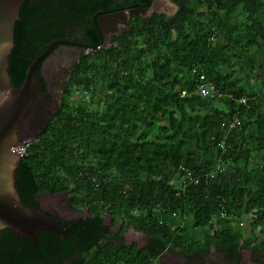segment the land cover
I'll return each mask as SVG.
<instances>
[{"label":"trees","instance_id":"trees-1","mask_svg":"<svg viewBox=\"0 0 264 264\" xmlns=\"http://www.w3.org/2000/svg\"><path fill=\"white\" fill-rule=\"evenodd\" d=\"M149 1L127 0L139 6ZM173 1V16L134 17L110 46L80 58L71 69L67 99L20 159L16 189L24 204L38 207V193H72V202L86 204L91 217L75 222L65 236L39 232L37 241L2 230L0 264H153L168 248L191 256L210 247L225 263L241 264L249 238L213 223L216 215L234 216L233 206L251 215L250 234L260 226L264 233V92L242 78L238 53L264 49V0ZM193 1L212 13L190 32V18L204 15L195 12ZM114 6L115 0H25L8 57L12 82L20 87L33 60L54 41L71 38L69 25L89 26L86 42L98 44L92 14ZM37 72L44 93L40 67ZM206 79L219 97L196 94ZM74 89L106 94L102 111L91 110L93 98L71 105ZM158 118L168 125L145 139ZM235 118L240 125L228 132ZM141 127L144 133L136 136ZM220 161L222 171L215 170ZM177 174L186 177L184 188L172 185ZM158 208L191 218L195 228L207 229L205 239L188 241L186 228L174 227ZM102 210L115 227L121 221L112 239ZM130 227L147 235V245L125 242Z\"/></svg>","mask_w":264,"mask_h":264},{"label":"water","instance_id":"water-1","mask_svg":"<svg viewBox=\"0 0 264 264\" xmlns=\"http://www.w3.org/2000/svg\"><path fill=\"white\" fill-rule=\"evenodd\" d=\"M25 0H0V235L4 229L10 230L17 237H26L32 241L38 240V233L53 231L62 236L71 232L75 224L64 227L58 220L59 216L49 213L42 208L23 203L17 189V168L21 155H25L24 142L36 138L43 129V124L33 126L36 110L48 111L51 104L58 106L55 94L45 91L42 87L37 69L40 67L44 76V65L57 44L85 46L89 49H97L98 44L91 45L76 40L58 39L54 41L42 54L29 65L23 84L17 87L11 80L8 72V57L15 45L14 27L19 19L21 7ZM163 12L167 15L175 12L177 5L169 1L164 2ZM150 16L160 13L157 7L130 10L129 13H139ZM126 22L125 24H127ZM101 37L106 28L97 27ZM120 31L119 26L112 29L108 37H114ZM106 41L103 46L108 47ZM24 137V140L22 138Z\"/></svg>","mask_w":264,"mask_h":264},{"label":"rangeland","instance_id":"rangeland-1","mask_svg":"<svg viewBox=\"0 0 264 264\" xmlns=\"http://www.w3.org/2000/svg\"><path fill=\"white\" fill-rule=\"evenodd\" d=\"M196 13L204 12L202 16H195L190 18V25L189 29L190 32H195L198 29V26L205 25L207 23V15L209 16L212 11H208L207 6L205 4L199 3L197 1H193L191 5ZM170 13L168 15H172ZM122 28H126L123 26ZM68 29L71 32H76V28L70 25ZM248 38H250L251 34H246ZM215 40V39H214ZM142 39H139V43L141 44ZM92 50L87 49L85 50V54L90 53ZM238 53L241 54L240 57V64L242 69L245 73V79H248L252 85L259 90L260 92H264V49L260 50L258 53L246 54L244 52ZM79 57L77 55V49L73 48H60L56 55L51 56L44 65L43 71L44 76L47 80V92H52L55 94V97L58 100V106L55 107L54 104L50 105L48 111H41V108L36 110V114L33 119V126L38 124H45V121L48 119L50 114L54 113L62 104L63 100L67 99L65 89L68 85V81L70 78V73L72 67L77 63ZM244 74V73H243ZM242 74V75H243ZM152 76V73L148 71L146 73V77L149 79ZM100 84L96 85V88H99ZM69 95L70 104H89V101L93 100L91 105V110L101 112L106 104V94L100 97L98 93H92L88 91H81V90H72ZM93 95V96H92ZM216 105L221 109L226 108V106L220 102H217ZM156 125L152 128L149 133L147 134L145 139H152L154 138L158 132L159 127L168 125V122L165 120H160L159 118L156 119ZM144 133V128L141 127L138 131L136 136ZM36 139V138H35ZM35 139H32L35 140ZM189 148L194 150V145L192 143L189 144ZM90 162L93 160L90 159ZM172 185L178 189L184 188L186 185V179L184 176H179V174L175 175L172 180ZM235 215L231 218L227 217L226 215H216L213 217V223L215 229H227L232 228L234 230H239L240 232L245 234V238H249L251 241L249 251L244 252L243 261L244 264H252V263H264V249L260 248L261 243L264 241V233L262 232V227H258L254 234H250V225L249 222L251 221V215L247 214L244 215V212H239L233 206ZM80 209L83 210V207L80 206ZM84 211H72L68 218L79 216V214H83ZM135 214L138 212L135 211ZM156 213L161 215L163 219L168 220L174 227H184L186 228V232L183 236L188 240L191 241L192 239L203 241L206 236V230L203 228H195L193 226V220L188 218L182 214H175V213H168L165 214L162 209L158 208ZM101 214L104 216L107 222L113 223V218L107 215V212L104 210L101 211ZM127 221L125 223L127 224ZM121 221L118 220L116 223H120ZM116 224V227H118ZM114 226V225H113ZM115 227V226H114ZM125 236L127 237L128 243H136L140 247H144L148 243V237L145 233L136 231L134 228L130 227L124 232ZM153 264H226L225 260L222 256L216 253L213 247H210L209 250L201 251L195 253L191 256H187L184 253L180 252L179 250H173L171 248L166 249L161 256H159Z\"/></svg>","mask_w":264,"mask_h":264},{"label":"flooded vegetation","instance_id":"flooded-vegetation-1","mask_svg":"<svg viewBox=\"0 0 264 264\" xmlns=\"http://www.w3.org/2000/svg\"><path fill=\"white\" fill-rule=\"evenodd\" d=\"M165 1H169L171 2V4H175L177 5L173 0H150L147 5H143V6H139L138 3L135 5H131L130 3L127 2V0H115V6L111 7V8H107V9H103L98 11L97 13H93L92 14V18L91 21L93 23V26L97 29L98 25L101 26L103 25L106 28V31H104L103 33V38L105 39L106 36H108L110 34V32L112 31V29H115V25H114V20H116L118 22L117 26H119L120 31L123 30L124 28H122L123 26L127 27L130 23V21L132 20V18L137 17V16H144V14H142L141 12L139 14H130L129 11L130 10H138V9H143V8H148L150 9L152 6L157 7V10H159L160 15H165L167 17L169 16H173L177 11H178V6L175 12H172V15H167L166 13L163 12L164 10V2ZM155 14V13H153ZM153 14H151L150 16H152ZM147 16V17H150ZM126 22H128L127 24H125ZM89 29V26H87L86 30H82V28L80 26L76 27V32H73V36L71 38H64V39H69V40H76L78 42H82V43H88L86 42V37L89 33H87V30ZM98 30V29H97ZM118 32V33H119ZM117 33V34H118ZM116 34V35H117ZM115 37V36H114ZM114 37H108V40H104L102 37L101 40H103L102 45L108 41L109 42V46L111 45V39ZM101 42V41H100ZM90 44V43H88ZM92 45V44H91ZM100 46V47H101ZM73 48V49H77V55L79 57L78 61L80 60V58L85 55V50L89 49L85 46H78V45H63V44H57L52 53L50 54V56L48 57V59L51 56L56 55V52L62 48ZM104 47V46H103ZM107 48V47H104ZM92 50V49H90ZM94 50V49H93ZM47 59V60H48ZM46 60V62H47ZM77 61V62H78ZM46 83V87H47V82ZM46 91V90H45ZM72 193H62V192H58V193H53L51 191L49 192H43V193H38L35 195L36 201H37V208H42L44 210L49 211V213L54 214V212L59 216L58 220L60 221H67L70 220L72 223H70V225L75 224V222L77 221H82L88 217H91V213L89 211V207L85 204L83 205V210L80 209V206H77L74 204V202H72ZM72 211H84L83 214H79V216L76 217H70L68 218V215H70V212ZM104 223L110 226V233L108 234V237H110L112 239V235L111 234H116L120 232V227H114L113 223L111 224V222H107L104 218ZM62 225V224H61ZM69 225V226H70ZM76 225V224H75ZM74 225V226H75ZM63 226V225H62ZM67 226V227H69ZM73 226V227H74ZM65 227V226H64ZM73 229V228H72ZM124 240L127 244H129L127 242V237L124 234ZM140 247V246H139ZM249 247L243 248L241 251V264H244V252L245 251H249ZM71 259H68L67 262H71ZM226 264H233V262H231L230 260H228V262ZM249 264V263H248ZM252 264H258V263H252ZM259 264H264L259 263Z\"/></svg>","mask_w":264,"mask_h":264},{"label":"built area","instance_id":"built-area-1","mask_svg":"<svg viewBox=\"0 0 264 264\" xmlns=\"http://www.w3.org/2000/svg\"><path fill=\"white\" fill-rule=\"evenodd\" d=\"M201 78H204L205 79L204 75H202ZM206 80L203 81L202 83L198 84L197 90H196V94L199 95L202 98H208V97H214V96L215 97H219L220 94H217L215 85L211 81H208V80L206 81ZM239 125H240V119L239 118H235L234 120H232L230 122L228 132L232 128H234L236 126H239ZM31 143H32V140H27V141L24 142L23 146L25 148V154L27 153L28 148L31 145ZM224 144H225L224 142L221 144V148L222 149H224ZM21 156H23V155H21ZM220 163H221V161L217 164L215 170H218L219 169L220 171H222L221 168H223V167H222V165ZM210 174L212 176H214L215 171H213ZM185 179H186V177H185ZM194 181L196 183L199 182V178L194 179Z\"/></svg>","mask_w":264,"mask_h":264},{"label":"bare ground","instance_id":"bare-ground-1","mask_svg":"<svg viewBox=\"0 0 264 264\" xmlns=\"http://www.w3.org/2000/svg\"><path fill=\"white\" fill-rule=\"evenodd\" d=\"M118 22L116 20H114V25L115 27L117 26Z\"/></svg>","mask_w":264,"mask_h":264}]
</instances>
